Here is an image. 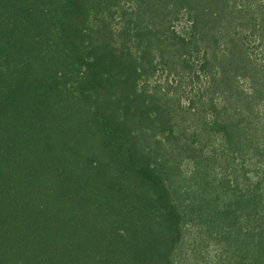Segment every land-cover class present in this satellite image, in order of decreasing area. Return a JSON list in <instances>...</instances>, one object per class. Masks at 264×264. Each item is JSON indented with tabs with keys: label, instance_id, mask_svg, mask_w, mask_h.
<instances>
[{
	"label": "trees",
	"instance_id": "16d2710c",
	"mask_svg": "<svg viewBox=\"0 0 264 264\" xmlns=\"http://www.w3.org/2000/svg\"><path fill=\"white\" fill-rule=\"evenodd\" d=\"M263 42L264 0H0V264H175L195 205L180 161L204 172L231 151L201 181L228 226L198 264H232L234 235L264 260V158L254 176L240 158ZM164 67L185 103L151 80Z\"/></svg>",
	"mask_w": 264,
	"mask_h": 264
},
{
	"label": "rangeland",
	"instance_id": "374dc122",
	"mask_svg": "<svg viewBox=\"0 0 264 264\" xmlns=\"http://www.w3.org/2000/svg\"><path fill=\"white\" fill-rule=\"evenodd\" d=\"M198 45L200 46L201 43L198 42ZM263 50L264 42L256 48L253 54L254 64L257 66L256 81L261 85H263L261 77L262 75L264 76ZM233 77L236 79L235 81L240 87L246 86L248 85L249 81L250 83L252 81L251 78H244V76L235 73L233 74ZM154 79H158L159 83H167L172 81L174 86L171 88L172 92L170 93H180V97H182V101L185 103L183 91L191 90V87L188 85L187 88H184L186 85L183 81H181L180 86H178L179 83L177 80L181 79L177 75H174V71L169 72L168 69L164 67V70L161 72L156 71L154 73V75L151 77V80ZM205 79L206 78H203L201 81H204ZM255 85H257V83H255ZM193 94L194 91L191 90L190 95ZM255 100H257L255 105L251 104L248 109H244V118L246 120L244 123L247 127L246 135L249 137V139L243 142V155L245 156V159L240 157L241 160H244L243 165H245L247 172L251 176H254L253 167L255 162L258 160V158H264L256 151V149H262L264 147V92L259 94ZM229 113L230 115H234L235 111L231 109ZM174 120H176L178 123L175 124V127H178L176 129H181L183 126H185L186 129L191 130L195 123H192L186 119L182 120L181 116L177 114L175 115ZM255 126L258 131H256L257 133L255 135H253L252 132L255 130ZM207 139L209 141V136H206V140ZM229 156H234L232 151L229 152ZM229 156H226V153L224 152H217L214 161H212L209 167H212V165L216 167V165H218L220 162H224L225 157L230 159ZM192 166L193 164L190 160H181L179 173L174 176L176 178H174V185L177 189L176 195L179 203L184 207L185 203L188 204L187 201H190V203L192 202V205L193 202L195 204L192 207H186L187 217L184 223L183 239L174 254L175 264H198L201 260V257H213L216 253V250H218L221 245L216 244V238L218 236L220 238V235L222 236L223 233L222 228L228 226L227 223H221L220 227L219 223H210L209 219L205 217V215L207 216L206 211L209 213V210L214 205L215 191L204 186L201 181L206 179L207 181L211 182L210 178L214 175L212 168L208 167L204 172L195 173L192 170ZM179 178L181 179L179 180ZM203 186L206 190H203ZM223 197L226 198V195L224 194ZM242 224L243 223H233L232 226H230L232 233L237 234L239 227ZM196 233L199 234L196 235ZM238 236L239 235H234V238L231 239L230 244L228 245V256L231 258L232 264H245L247 259L246 250L248 246L246 247L242 239L240 237L238 238ZM242 237H244V235ZM232 253L235 255L231 257L230 254ZM258 260L259 264H264L263 258Z\"/></svg>",
	"mask_w": 264,
	"mask_h": 264
}]
</instances>
